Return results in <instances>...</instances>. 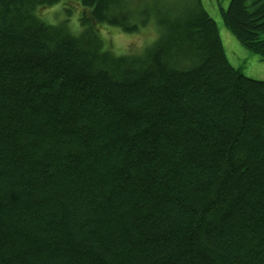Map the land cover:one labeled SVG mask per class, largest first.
<instances>
[{
    "label": "trees",
    "instance_id": "trees-1",
    "mask_svg": "<svg viewBox=\"0 0 264 264\" xmlns=\"http://www.w3.org/2000/svg\"><path fill=\"white\" fill-rule=\"evenodd\" d=\"M117 4L0 0V264H264V80L193 6L112 54ZM221 15L264 60V1Z\"/></svg>",
    "mask_w": 264,
    "mask_h": 264
},
{
    "label": "rangeland",
    "instance_id": "rangeland-1",
    "mask_svg": "<svg viewBox=\"0 0 264 264\" xmlns=\"http://www.w3.org/2000/svg\"><path fill=\"white\" fill-rule=\"evenodd\" d=\"M116 2L118 4L111 8L125 11L128 14L129 25H133L134 30L129 32L119 26L107 24L98 26L102 46L110 50L112 54L116 56L138 55L144 47L161 34L160 15L167 20L176 19L184 16L186 11H191L190 7L193 6L198 11L205 10L216 23L225 55L230 64L239 68L250 78L264 80V60L249 52L223 23L221 8L226 9L229 0H116ZM59 4L55 5V8H42L40 14L46 15V18L52 22L66 19L65 11L63 7L58 6ZM76 9L75 12H77ZM73 18L76 20L78 15H73ZM73 18L68 20V26L77 29V22ZM177 46H180L181 50L186 49L185 44ZM188 54L189 56L184 58H177L176 55L171 54L167 59L172 56L171 62H168L177 64L180 69H185L196 62L193 54L189 52Z\"/></svg>",
    "mask_w": 264,
    "mask_h": 264
}]
</instances>
